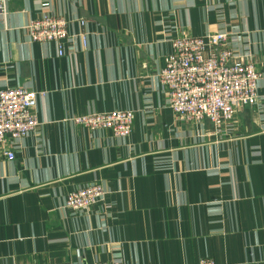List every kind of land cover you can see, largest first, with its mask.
<instances>
[{"label": "crops", "instance_id": "0c3cea01", "mask_svg": "<svg viewBox=\"0 0 264 264\" xmlns=\"http://www.w3.org/2000/svg\"><path fill=\"white\" fill-rule=\"evenodd\" d=\"M43 14L70 21L61 55L29 38ZM218 32L260 78L216 130L174 113L158 74L171 39ZM7 87L37 94L38 126L0 144V264H264V0H0ZM112 110L134 111L128 136L71 120ZM94 183L102 202L64 207Z\"/></svg>", "mask_w": 264, "mask_h": 264}, {"label": "built area", "instance_id": "2783aa9c", "mask_svg": "<svg viewBox=\"0 0 264 264\" xmlns=\"http://www.w3.org/2000/svg\"><path fill=\"white\" fill-rule=\"evenodd\" d=\"M44 3L43 5H45ZM83 27L85 21L78 18ZM69 20L43 14L27 24L32 42H53L58 55L63 54V43L69 37ZM82 46L86 34L80 32ZM223 32L204 36H177L171 39V52L164 57L158 77L168 94V106L185 120L200 122L208 119L216 130L230 121L238 106L253 105L258 98L257 84L260 73L251 60L242 58L227 47ZM37 94L22 87L0 90V144L17 140L33 132L38 120L33 108ZM72 122L89 129L103 128L112 135L126 137L133 126L134 111L112 110L74 116ZM4 155L12 159L13 152ZM105 190L100 184H90L67 194L64 207L87 209L104 200ZM93 264H120L117 261ZM197 264H216L209 258Z\"/></svg>", "mask_w": 264, "mask_h": 264}]
</instances>
